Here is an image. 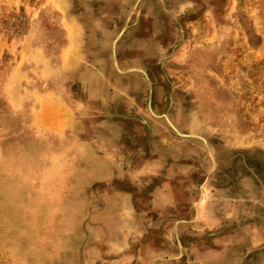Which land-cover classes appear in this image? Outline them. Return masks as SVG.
Returning <instances> with one entry per match:
<instances>
[{
	"label": "rangeland",
	"instance_id": "1",
	"mask_svg": "<svg viewBox=\"0 0 264 264\" xmlns=\"http://www.w3.org/2000/svg\"><path fill=\"white\" fill-rule=\"evenodd\" d=\"M264 264V0H0V264Z\"/></svg>",
	"mask_w": 264,
	"mask_h": 264
},
{
	"label": "bare ground",
	"instance_id": "2",
	"mask_svg": "<svg viewBox=\"0 0 264 264\" xmlns=\"http://www.w3.org/2000/svg\"><path fill=\"white\" fill-rule=\"evenodd\" d=\"M40 257H41V264H49L50 260L46 258V255L43 253L42 255L41 254H38Z\"/></svg>",
	"mask_w": 264,
	"mask_h": 264
}]
</instances>
